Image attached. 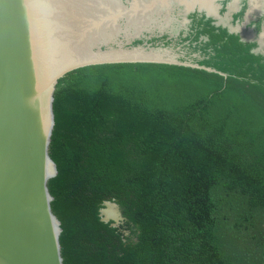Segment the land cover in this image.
<instances>
[{"label":"trees","instance_id":"1","mask_svg":"<svg viewBox=\"0 0 264 264\" xmlns=\"http://www.w3.org/2000/svg\"><path fill=\"white\" fill-rule=\"evenodd\" d=\"M53 98L62 264H264L260 99L157 64L79 68Z\"/></svg>","mask_w":264,"mask_h":264},{"label":"water","instance_id":"2","mask_svg":"<svg viewBox=\"0 0 264 264\" xmlns=\"http://www.w3.org/2000/svg\"><path fill=\"white\" fill-rule=\"evenodd\" d=\"M116 64L181 67L264 103V0H0V264H62L53 95L69 72ZM99 215L124 221L114 202Z\"/></svg>","mask_w":264,"mask_h":264}]
</instances>
